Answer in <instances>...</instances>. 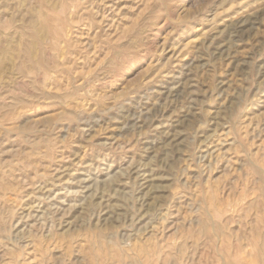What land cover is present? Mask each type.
<instances>
[{
	"label": "rangeland",
	"instance_id": "374dc122",
	"mask_svg": "<svg viewBox=\"0 0 264 264\" xmlns=\"http://www.w3.org/2000/svg\"><path fill=\"white\" fill-rule=\"evenodd\" d=\"M262 241L264 0H0V264Z\"/></svg>",
	"mask_w": 264,
	"mask_h": 264
},
{
	"label": "bare ground",
	"instance_id": "6f19581e",
	"mask_svg": "<svg viewBox=\"0 0 264 264\" xmlns=\"http://www.w3.org/2000/svg\"><path fill=\"white\" fill-rule=\"evenodd\" d=\"M3 36V35H2ZM6 38V37H5ZM29 42V41H28ZM31 44H33V43H31ZM3 52V51H2ZM29 53H27V55H28ZM2 55V54H1ZM29 56V55H28ZM218 243V242H217ZM260 248H261V252H263L264 251V241H262V243H261V246H260ZM260 252V253H261ZM224 260V263L223 264H244V262L242 261V262H237V263H235V262H230V261H226L225 259H223ZM247 262V261H246ZM264 263V262H263Z\"/></svg>",
	"mask_w": 264,
	"mask_h": 264
}]
</instances>
